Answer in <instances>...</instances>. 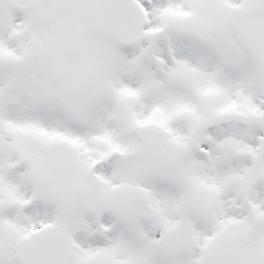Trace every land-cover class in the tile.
Listing matches in <instances>:
<instances>
[{
	"label": "snow or ice",
	"instance_id": "obj_1",
	"mask_svg": "<svg viewBox=\"0 0 264 264\" xmlns=\"http://www.w3.org/2000/svg\"><path fill=\"white\" fill-rule=\"evenodd\" d=\"M0 264H264V0H0Z\"/></svg>",
	"mask_w": 264,
	"mask_h": 264
}]
</instances>
